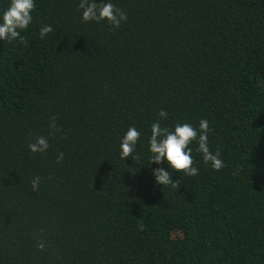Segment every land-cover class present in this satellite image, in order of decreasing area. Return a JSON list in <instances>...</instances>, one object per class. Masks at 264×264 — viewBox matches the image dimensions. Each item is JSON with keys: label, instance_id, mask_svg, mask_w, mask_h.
Masks as SVG:
<instances>
[{"label": "trees", "instance_id": "trees-1", "mask_svg": "<svg viewBox=\"0 0 264 264\" xmlns=\"http://www.w3.org/2000/svg\"><path fill=\"white\" fill-rule=\"evenodd\" d=\"M111 2L118 28L84 22L80 0H35L0 41V264H264V0ZM160 111L168 130L207 120L224 166L195 140L196 176L149 163Z\"/></svg>", "mask_w": 264, "mask_h": 264}, {"label": "clouds", "instance_id": "clouds-1", "mask_svg": "<svg viewBox=\"0 0 264 264\" xmlns=\"http://www.w3.org/2000/svg\"><path fill=\"white\" fill-rule=\"evenodd\" d=\"M79 8L82 10L81 18L84 22L107 21L112 27L118 28L126 22L127 16L118 9L111 0L96 3L95 0H80ZM35 9V0H10L8 7L0 12V41L12 42L21 36L32 23V12ZM53 32L51 25L42 26L39 30L40 39H45ZM159 120L151 125V136L148 140L149 152L151 154L149 163L161 165L166 162L168 169L179 172L186 176H196L198 168L193 166L192 149L189 145L195 140L198 143V151L203 155L204 163L210 164L213 170L219 171L224 162L220 158V152H212L208 145L209 123L207 120L199 121V131L191 124H177L173 130L161 127V120L167 119L165 111L159 112ZM142 133L135 127H130L120 140L119 155L122 160L135 157L133 153L137 149ZM31 153L43 154L49 149L46 138L37 137L33 143L28 145ZM63 153L58 154L57 162H61ZM157 185L178 188L173 181L170 171L164 167H156L152 170ZM40 177L32 181L33 190H38ZM41 249L44 244H39Z\"/></svg>", "mask_w": 264, "mask_h": 264}]
</instances>
